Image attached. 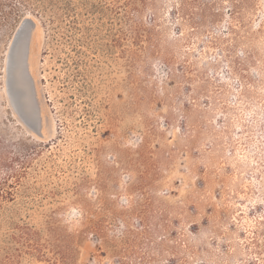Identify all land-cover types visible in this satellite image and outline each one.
<instances>
[{
    "label": "rangeland",
    "instance_id": "rangeland-1",
    "mask_svg": "<svg viewBox=\"0 0 264 264\" xmlns=\"http://www.w3.org/2000/svg\"><path fill=\"white\" fill-rule=\"evenodd\" d=\"M2 181L0 264H264V0H0Z\"/></svg>",
    "mask_w": 264,
    "mask_h": 264
},
{
    "label": "water",
    "instance_id": "water-1",
    "mask_svg": "<svg viewBox=\"0 0 264 264\" xmlns=\"http://www.w3.org/2000/svg\"><path fill=\"white\" fill-rule=\"evenodd\" d=\"M32 27L33 21L26 18L14 34L7 55L6 87L11 104L20 119L30 129L39 133L40 110L28 66ZM12 63L16 65V70L11 67Z\"/></svg>",
    "mask_w": 264,
    "mask_h": 264
},
{
    "label": "trees",
    "instance_id": "trees-1",
    "mask_svg": "<svg viewBox=\"0 0 264 264\" xmlns=\"http://www.w3.org/2000/svg\"><path fill=\"white\" fill-rule=\"evenodd\" d=\"M5 184H6V181L0 182V192H6V193L8 192V191L5 190V188H6Z\"/></svg>",
    "mask_w": 264,
    "mask_h": 264
},
{
    "label": "bare ground",
    "instance_id": "bare-ground-1",
    "mask_svg": "<svg viewBox=\"0 0 264 264\" xmlns=\"http://www.w3.org/2000/svg\"><path fill=\"white\" fill-rule=\"evenodd\" d=\"M11 67H13L14 70H16V68H17L16 65H14L13 63L11 65Z\"/></svg>",
    "mask_w": 264,
    "mask_h": 264
}]
</instances>
